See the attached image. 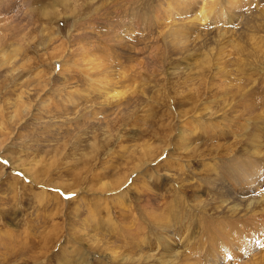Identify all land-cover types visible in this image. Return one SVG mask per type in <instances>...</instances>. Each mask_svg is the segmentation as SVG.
<instances>
[{"label": "rangeland", "instance_id": "rangeland-1", "mask_svg": "<svg viewBox=\"0 0 264 264\" xmlns=\"http://www.w3.org/2000/svg\"><path fill=\"white\" fill-rule=\"evenodd\" d=\"M203 1L0 0V264H264V0Z\"/></svg>", "mask_w": 264, "mask_h": 264}, {"label": "bare ground", "instance_id": "bare-ground-1", "mask_svg": "<svg viewBox=\"0 0 264 264\" xmlns=\"http://www.w3.org/2000/svg\"><path fill=\"white\" fill-rule=\"evenodd\" d=\"M219 1V0H218ZM226 1H228V0H226ZM231 1V0H230ZM146 2V1H145ZM190 2V1H189ZM192 2V1H191ZM213 2H214V0H213ZM233 2V1H232ZM231 2V3H232ZM236 2V1H235ZM234 2V3H235ZM238 2V1H237ZM201 3L202 2H200V4H199V6L197 7V9H196V15H195V18H192V20L190 21V18H189V21H190V23L191 24H197V23H201L202 25H204L205 23H207V21L211 18V16L212 15H215V16H217V18H218V20H223L224 21V19L226 18V16H225V14H224V12H222V13H220V11L217 13V14H215L214 13V10L216 9H214V7H211V8H209L208 6H210V5H208L207 4V1L205 0V1H203V3H202V5H201ZM215 3V2H214ZM218 3V2H217ZM223 3V2H222ZM143 4H145V3H143ZM185 4V3H184ZM183 4V5H184ZM211 4V3H210ZM221 4V3H220ZM219 3H218V7H219V9H220V5ZM222 5H224V4H222ZM185 6V5H184ZM213 6V5H212ZM216 6V5H215ZM230 6V5H229ZM234 6H235V4H234ZM237 7H239L238 5H237ZM161 8V7H160ZM178 8V7H177ZM181 8V7H180ZM185 9H186V7H185ZM193 9V8H192ZM229 10H231V7L230 8H228ZM227 9V10H228ZM182 10V9H181ZM189 10V9H188ZM194 10V9H193ZM186 11V10H185ZM195 11V10H194ZM223 11H225V10H223ZM240 11V10H239ZM166 12V11H165ZM236 12V11H235ZM156 13V12H155ZM230 13V12H229ZM231 13H232V11H231ZM130 14V13H129ZM176 14V13H175ZM181 14V13H180ZM237 14V13H236ZM233 15V14H232ZM239 15V14H238ZM126 16V15H125ZM175 16V15H174ZM229 16V15H228ZM127 17H128V15H127ZM188 17V16H187ZM165 18V17H164ZM215 18V17H214ZM216 18V19H217ZM170 20V19H169ZM174 20V19H173ZM188 21V20H187ZM214 22H216L215 20H213ZM169 22V21H168ZM214 22H212V23H214ZM216 23H218V22H216ZM224 23V22H223ZM239 24V23H238ZM183 25V24H182ZM190 25V24H189ZM198 25V24H197ZM215 25V24H214ZM213 25V26H214ZM224 25V24H223ZM191 27V26H190ZM201 27V26H200ZM222 27V26H221ZM179 28V27H178ZM181 28V27H180ZM183 28V27H182ZM182 28H181V30H182ZM202 28V27H201ZM176 29V28H175ZM189 29V28H188ZM174 30V29H173ZM203 30V29H202ZM176 31V30H175ZM187 31V30H186ZM181 32V31H180ZM176 34H178V32L176 33ZM182 36V35H181ZM183 37V36H182ZM191 37V36H190ZM175 38V37H174ZM177 38V37H176ZM179 39H181V38H179ZM176 40V39H175ZM180 43V42H179ZM80 50V49H79ZM94 60V59H93ZM78 61V60H77ZM84 62V61H83ZM90 66V65H89ZM98 67H101L100 65L98 66ZM97 68V67H96ZM133 68V67H132ZM86 69H87V67H86ZM136 69V68H135ZM61 70H63V68H61ZM107 73V72H106ZM128 77H131L132 78V75L131 74H126V73H123L121 76H117V77H115L114 78V75H112V74H104L103 75V81H101V83H103L106 87V90L107 91H104L103 90V92H105L104 93V96H106V98H114V99H117L118 97H119V92L117 91V89H115V85H116V82L115 83H113L115 80H123L124 78H127L128 79ZM126 79V80H127ZM125 80V79H124ZM128 81H129V79H128ZM126 83V81H123V83ZM117 83H120V82H117ZM113 84H115V85H113ZM113 85V86H112ZM104 89V88H103ZM119 99H120V97H119ZM122 101V100H121ZM255 138L256 139H258V135L257 136H255ZM264 143V142H263ZM1 148V147H0ZM252 186V185H251ZM120 192V191H119ZM54 196V195H53ZM256 197H257V195H256ZM54 198H56V196L54 197ZM250 201H251V199H250ZM263 201V200H262ZM261 202V201H260ZM259 202V203H260ZM109 203V202H108ZM255 203H257V202H255ZM258 203V204H259ZM252 204V203H251ZM248 205H249V203H248ZM257 205V204H256ZM255 205V206H256ZM261 205V204H260ZM247 206V205H246ZM251 207V206H250ZM253 207V206H252ZM251 207V208H252ZM233 208V207H232ZM248 208V207H247ZM256 208V207H255ZM249 209V208H248ZM175 225V224H174ZM163 229V228H162ZM161 229V230H162ZM166 230V229H165ZM167 231V230H166ZM177 231V230H176ZM162 232V231H161ZM164 232V231H163ZM173 233V232H172ZM178 235V236H180V231H178L177 233H174V235ZM185 235V234H184ZM162 236V235H161ZM177 236V237H178ZM186 236H187V234H186ZM186 238V237H185ZM164 239H167L168 240V242L169 243H167L168 244V248H167V250H169V248H171L172 247V245H175V239H174V236H167V234H166V236H164L163 238H161V239H158L159 240V242H161L162 240H164ZM176 246V245H175ZM242 246V245H241ZM157 247H159V246H157ZM161 247V246H160ZM173 248V247H172ZM173 250H174V248L173 249H170V252H169V254L170 255H168L167 257H165V256H163V257H161V258H157L156 259V257L153 255V254H149V255H147V256H145V257H143L142 259H139L138 261L140 262L139 264H145V263H151V262H155L156 260H157V262L159 263V264H178V261L180 260V257L182 258V256H180V253L179 252H177V251H175V252H173ZM144 250H141V252H143ZM166 253H167V251H166ZM184 255V254H183ZM188 256V255H187ZM186 257V256H185ZM134 259V258H133ZM184 260V259H183ZM179 263H180V261H179ZM181 264V263H180ZM182 264H184V263H182ZM254 264H256V263H254ZM258 264H261V263H258Z\"/></svg>", "mask_w": 264, "mask_h": 264}, {"label": "snow or ice", "instance_id": "snow-or-ice-1", "mask_svg": "<svg viewBox=\"0 0 264 264\" xmlns=\"http://www.w3.org/2000/svg\"><path fill=\"white\" fill-rule=\"evenodd\" d=\"M6 163V162H5Z\"/></svg>", "mask_w": 264, "mask_h": 264}]
</instances>
